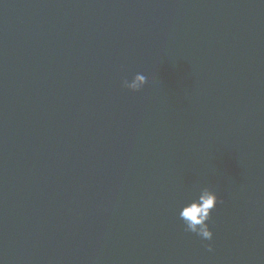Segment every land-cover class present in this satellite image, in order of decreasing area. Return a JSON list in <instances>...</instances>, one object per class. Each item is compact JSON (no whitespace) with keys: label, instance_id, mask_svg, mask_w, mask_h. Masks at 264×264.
<instances>
[{"label":"water","instance_id":"obj_1","mask_svg":"<svg viewBox=\"0 0 264 264\" xmlns=\"http://www.w3.org/2000/svg\"><path fill=\"white\" fill-rule=\"evenodd\" d=\"M0 264H264V0H0Z\"/></svg>","mask_w":264,"mask_h":264},{"label":"clouds","instance_id":"obj_2","mask_svg":"<svg viewBox=\"0 0 264 264\" xmlns=\"http://www.w3.org/2000/svg\"><path fill=\"white\" fill-rule=\"evenodd\" d=\"M151 78L152 74L149 71L141 70L130 80L127 78L122 80L121 87L133 92L139 91ZM197 192L198 194L193 199L181 207L179 217L183 221L186 232L194 233L202 240L211 241L214 233L208 221L219 198L217 193L209 187H201ZM208 250H212L211 244L208 245Z\"/></svg>","mask_w":264,"mask_h":264}]
</instances>
